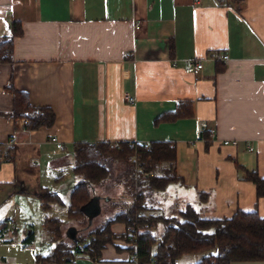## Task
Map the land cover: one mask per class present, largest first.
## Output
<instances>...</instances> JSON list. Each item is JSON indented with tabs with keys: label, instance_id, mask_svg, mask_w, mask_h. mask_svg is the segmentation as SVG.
I'll use <instances>...</instances> for the list:
<instances>
[{
	"label": "crops",
	"instance_id": "obj_1",
	"mask_svg": "<svg viewBox=\"0 0 264 264\" xmlns=\"http://www.w3.org/2000/svg\"><path fill=\"white\" fill-rule=\"evenodd\" d=\"M14 20L22 35L13 39L12 62L0 63V146L10 155L0 163L8 209L0 223L15 228L0 239V264H35L49 249L46 240L43 253L34 235L23 242L31 230L18 236L17 222L39 211L43 221L36 193L47 185L44 174L60 169L79 142H172L181 182L170 198L178 208L217 219L256 210L264 218V197L245 178L246 171L264 178V0H0V38ZM221 54L227 63L208 59ZM185 58L201 59L203 69L184 73ZM10 78L32 105L53 110L51 127L26 130L12 118ZM179 101L191 103V117L154 124ZM201 127L215 137L205 142ZM129 254L107 245L98 261L77 255L49 264H124Z\"/></svg>",
	"mask_w": 264,
	"mask_h": 264
},
{
	"label": "trees",
	"instance_id": "obj_2",
	"mask_svg": "<svg viewBox=\"0 0 264 264\" xmlns=\"http://www.w3.org/2000/svg\"><path fill=\"white\" fill-rule=\"evenodd\" d=\"M20 35L21 23L14 20L10 23V35L0 38V63L12 62L13 39ZM215 63L216 71H220L222 67ZM6 90L12 95V118L15 121L24 119V129L37 130L53 125V110L32 105L26 92L14 88L12 78ZM191 116V103L179 101L172 111L158 115L154 124ZM201 135L209 142L207 134ZM131 156L135 159L130 162ZM9 160L10 155L5 153L3 161ZM115 164L123 165L116 177ZM175 166V146L169 141H153L148 147L135 142H119L116 146L108 142L74 144L72 172L79 181L69 192L67 218L89 221L82 208L95 196L106 197L105 206L111 208L113 214L106 217L102 226L82 234L75 232L68 240L62 238L63 221L45 216L42 228L50 247L45 254L35 255V264L69 262L77 255L98 261L107 245L136 255L139 264H177L183 255L212 250L193 264L264 261V218L256 210H237L231 217L220 219L201 217L188 204L169 215L161 212L158 196L169 184L181 182ZM245 178L254 184L257 199L264 197V178L255 171H246ZM118 184L121 186H116ZM115 187L122 191L110 196ZM36 197L43 211L51 204H64L58 193L45 187L39 188ZM6 223H0V239ZM116 223L124 226L122 232L111 230ZM32 238L30 231L23 242H30ZM115 241L125 245L122 247Z\"/></svg>",
	"mask_w": 264,
	"mask_h": 264
},
{
	"label": "rangeland",
	"instance_id": "obj_3",
	"mask_svg": "<svg viewBox=\"0 0 264 264\" xmlns=\"http://www.w3.org/2000/svg\"><path fill=\"white\" fill-rule=\"evenodd\" d=\"M130 158V157H129ZM134 161V159L130 160ZM136 166V165H135ZM136 168V167H135ZM123 169L122 164H115L114 165V175L116 177V174L120 172V170ZM136 170V169H135ZM44 178H46V183L47 185L45 186L48 190L56 192L59 194L61 197L62 201L64 202L63 205L59 204H51L50 208L45 212V216L49 217H57L61 221H63V227H62V238L63 240H68L67 236V230L72 227L75 229L76 232L82 234L86 233L92 230H95L97 227H100L104 224L106 217L111 216L113 214V210L109 207L105 206V202L107 200L106 197H100L99 201V206H100V211L99 213L94 216L91 221H75L72 219H68L66 215V204L68 202V196L71 188L76 185V183L79 181V178L76 177L73 172H72V153L69 152L67 153V158H63V162L61 164L60 169H57L56 171H47L46 174H44ZM57 178V180H55ZM48 179V180H47ZM116 186H121L120 184ZM171 186H176L175 184L171 183L167 186L166 192L160 194L158 196L160 203V208L161 212H163L166 215H169L171 213L176 212L177 209H183L178 208L177 205L178 203H174V200L170 198L171 195L175 194L174 187ZM122 189L120 187H115L111 189L110 196H114L118 193H120ZM103 195V194H102ZM7 205H1L0 203V217L5 215L7 211ZM107 210V211H105ZM24 215V214H22ZM25 217V216H21ZM42 212L39 211L36 215L32 214L30 216V226L31 228H28V223H23V222H17V235H23V230L25 229L26 233L30 229L32 231V234L35 237V242L36 244L38 242H41L40 248L44 249V246L46 243H48L46 240H48L47 235L45 231L42 228ZM22 219V218H21ZM3 220V218H2ZM89 224V225H88ZM117 228V227H115ZM160 231V226L159 229ZM115 243H120L125 245L122 241H115ZM50 245V243H49ZM46 249V248H45ZM42 250L43 253L46 252V250ZM212 251H205L197 254H188V255H183L177 262V264H193L197 262L203 255L207 253H212ZM130 255V254H129ZM98 264H104V263H98Z\"/></svg>",
	"mask_w": 264,
	"mask_h": 264
},
{
	"label": "built area",
	"instance_id": "obj_4",
	"mask_svg": "<svg viewBox=\"0 0 264 264\" xmlns=\"http://www.w3.org/2000/svg\"><path fill=\"white\" fill-rule=\"evenodd\" d=\"M195 3L198 2V0H193ZM136 27L138 28V24L136 25ZM218 58H216V56H209L208 59L210 60H219L221 61L222 63H227L228 62V56L226 54H221L219 56H217ZM172 63L175 65L177 64V61L176 60H173ZM180 66L183 70L184 73L186 74H192V73H195L196 71H200L203 69V61L201 59H197V58H185V59H182L180 60ZM124 100L127 102V103H134L135 101V98L134 96H131L129 94H124ZM20 123H22V126L26 123V121L24 119H20ZM200 133L201 134H207L208 135V138L209 140L213 139L215 137V130L213 128H206V127H201L200 129ZM13 142L11 141H8L7 144L10 145L12 144ZM236 140H223L222 141V144L224 145H236ZM115 146L117 143H113ZM57 146L59 148H62V144L61 143H58ZM146 146L148 147V144H146ZM248 150H251V147L249 146L248 147ZM4 159V151L2 150L1 146H0V163L3 161ZM132 159H135L134 156H131L129 158V161L132 160ZM5 231L7 230H13L15 228V224L13 221H7L6 223V226H5ZM124 264H139V261H138V258L136 257V255L130 253V256L129 258L125 261Z\"/></svg>",
	"mask_w": 264,
	"mask_h": 264
},
{
	"label": "water",
	"instance_id": "obj_5",
	"mask_svg": "<svg viewBox=\"0 0 264 264\" xmlns=\"http://www.w3.org/2000/svg\"><path fill=\"white\" fill-rule=\"evenodd\" d=\"M100 198L98 196H95L91 199V201L89 203H87L83 208V212L84 214L88 217L89 219V222L91 221V219L96 216L99 211H100V206H99V200ZM75 229L70 227L68 230H67V236L69 238H72L74 237L75 235Z\"/></svg>",
	"mask_w": 264,
	"mask_h": 264
}]
</instances>
